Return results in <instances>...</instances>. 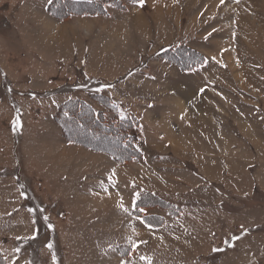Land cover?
Listing matches in <instances>:
<instances>
[{
    "label": "rangeland",
    "instance_id": "1",
    "mask_svg": "<svg viewBox=\"0 0 264 264\" xmlns=\"http://www.w3.org/2000/svg\"><path fill=\"white\" fill-rule=\"evenodd\" d=\"M48 3L0 0L7 262L264 264V0L108 3L107 14L64 20ZM168 45L204 61L183 71L159 56ZM102 85L115 113L89 95ZM71 98L108 119L135 115L143 159L67 142L53 116Z\"/></svg>",
    "mask_w": 264,
    "mask_h": 264
},
{
    "label": "trees",
    "instance_id": "2",
    "mask_svg": "<svg viewBox=\"0 0 264 264\" xmlns=\"http://www.w3.org/2000/svg\"><path fill=\"white\" fill-rule=\"evenodd\" d=\"M125 2L137 3L139 0H51L46 11L57 20H64L73 14H107L106 5L108 3L125 8ZM185 51L188 55L196 56V59H191L192 61L186 59ZM158 52H160L159 56L183 71L192 70L204 61L202 55L186 46L168 45ZM89 95L94 101L106 107L109 112L115 113V106L111 105L110 98L100 94L94 88L91 89ZM53 117L55 123L60 126L65 140L69 143L107 153L119 162L141 161L143 159V153L135 135L139 123L135 115L123 119H117L116 116L108 119L104 110L83 99L71 98L58 107ZM91 130L97 131L95 140L89 137L88 133ZM146 196V193L141 196V199L136 202V207L148 205L145 201ZM156 203L160 208L166 209L170 215H179L180 207L175 203L159 198L156 199ZM135 212H139V210L136 208ZM152 216L155 218L144 216V219L147 221L148 219H155L159 224L164 221L163 216ZM0 264H9L1 250Z\"/></svg>",
    "mask_w": 264,
    "mask_h": 264
},
{
    "label": "snow or ice",
    "instance_id": "3",
    "mask_svg": "<svg viewBox=\"0 0 264 264\" xmlns=\"http://www.w3.org/2000/svg\"><path fill=\"white\" fill-rule=\"evenodd\" d=\"M139 2L141 3V5L143 4V0H139ZM224 2V0H221V3H223ZM49 3H51V0H49ZM104 87H110V85H102L101 86V88L100 89H96V91H101ZM201 91H203V89H201ZM15 123L19 126V120L17 119L16 121H15ZM137 195V198H139V193H137L136 194ZM135 206V205H134ZM121 207H123V204L121 203ZM141 212H143L145 209H143V208H141V209H139ZM125 211H127V209H125ZM137 219L138 220H140L141 221V223H144L145 224V226L146 227H148V228H151L152 227V224L151 223H148V222H146V221H144L142 218H140V217H137ZM49 227H51V225H49ZM245 231H246V229H245ZM232 239H239V237H233ZM226 243H227V241H226ZM49 247H51L52 245L51 244H49L48 245ZM231 246V245H230ZM134 247H135V245H134ZM214 251H223V249H213ZM16 251H19V249H16ZM142 260H149V264H150V258H147V257H144V256H141L140 257Z\"/></svg>",
    "mask_w": 264,
    "mask_h": 264
},
{
    "label": "crops",
    "instance_id": "4",
    "mask_svg": "<svg viewBox=\"0 0 264 264\" xmlns=\"http://www.w3.org/2000/svg\"><path fill=\"white\" fill-rule=\"evenodd\" d=\"M126 4L128 5V4H132V2H126Z\"/></svg>",
    "mask_w": 264,
    "mask_h": 264
}]
</instances>
